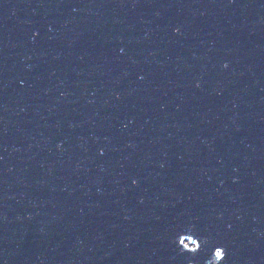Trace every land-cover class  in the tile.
Returning <instances> with one entry per match:
<instances>
[{
	"label": "water",
	"instance_id": "95a60500",
	"mask_svg": "<svg viewBox=\"0 0 264 264\" xmlns=\"http://www.w3.org/2000/svg\"><path fill=\"white\" fill-rule=\"evenodd\" d=\"M0 264H264V0H0Z\"/></svg>",
	"mask_w": 264,
	"mask_h": 264
},
{
	"label": "snow or ice",
	"instance_id": "6c2138e0",
	"mask_svg": "<svg viewBox=\"0 0 264 264\" xmlns=\"http://www.w3.org/2000/svg\"><path fill=\"white\" fill-rule=\"evenodd\" d=\"M177 31H178V29H177ZM225 67H227V65H225ZM100 154L103 155L104 154L103 151H101ZM135 183H136V181L133 180V184H135ZM199 247H200L199 244H197L196 248H191V249H188L187 251L195 253V252L199 251ZM214 256H215V259L217 261L223 262L226 258L225 248L223 246L215 247Z\"/></svg>",
	"mask_w": 264,
	"mask_h": 264
}]
</instances>
